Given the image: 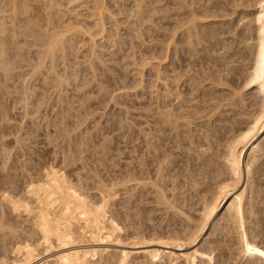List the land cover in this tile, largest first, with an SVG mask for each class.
Wrapping results in <instances>:
<instances>
[{
    "label": "rangeland",
    "instance_id": "374dc122",
    "mask_svg": "<svg viewBox=\"0 0 264 264\" xmlns=\"http://www.w3.org/2000/svg\"><path fill=\"white\" fill-rule=\"evenodd\" d=\"M240 3L0 0V253L55 215L96 213L123 237L193 231L231 180V143L264 118L254 6ZM255 168L246 244L211 236L210 264L264 263L248 252L264 251V143Z\"/></svg>",
    "mask_w": 264,
    "mask_h": 264
},
{
    "label": "bare ground",
    "instance_id": "6f19581e",
    "mask_svg": "<svg viewBox=\"0 0 264 264\" xmlns=\"http://www.w3.org/2000/svg\"><path fill=\"white\" fill-rule=\"evenodd\" d=\"M239 1L241 2L239 5H243L246 7L245 9L254 6L249 13L255 22V27L252 30L255 31L258 46L261 49L258 54L256 75L263 78L264 8H261L260 5L264 3V0ZM102 16V12L98 13L94 21L95 30L89 32L88 38L91 42L95 43L96 36L104 37L105 27ZM207 24L211 28L217 26V23L213 21ZM203 25L204 23L201 21H193L187 26V32L191 33ZM2 29L0 30L2 31ZM194 31L193 33H195ZM218 35L221 34L216 36ZM0 41L1 48L5 40L0 39ZM5 48L7 49V47ZM2 49L1 53L4 52L3 47ZM5 54L0 55L5 56ZM6 62L1 63L5 65ZM261 87L264 95V80ZM221 120L216 119L212 124L213 135L224 127L222 124L220 125ZM263 143L264 118L259 117L245 127L231 143V180L216 188L209 206L199 220L201 222L193 224V231L180 239L123 237L114 234L111 230L102 229L101 225L106 223L107 219L99 218L96 213H87L85 218L55 215L53 219L44 220L41 228L38 227L39 223L34 225L32 221L30 223L28 220L29 228L32 230L28 231L25 228L23 231L21 228L22 232L19 230L10 232L12 239L8 244L9 248L7 249V245H4L0 253V264H210L211 253L214 250H210V248V251L205 250L207 249L205 245H213L215 240L210 239L211 236H216V241L220 242L228 233L235 232L240 246L246 244L248 234L246 233L245 213L255 214L256 212V202L259 197L258 189H253L254 178L258 171V168H255V162L261 155ZM190 222L191 220L188 218L186 223ZM202 244L203 248L200 246Z\"/></svg>",
    "mask_w": 264,
    "mask_h": 264
},
{
    "label": "snow or ice",
    "instance_id": "6c2138e0",
    "mask_svg": "<svg viewBox=\"0 0 264 264\" xmlns=\"http://www.w3.org/2000/svg\"><path fill=\"white\" fill-rule=\"evenodd\" d=\"M260 7L261 8H264V3H262L261 5H260ZM256 81H253V83H255ZM258 252V254L260 255V256H262V257H264V251H261L260 249H253L251 246H249L248 247V252L249 253H252V252Z\"/></svg>",
    "mask_w": 264,
    "mask_h": 264
}]
</instances>
